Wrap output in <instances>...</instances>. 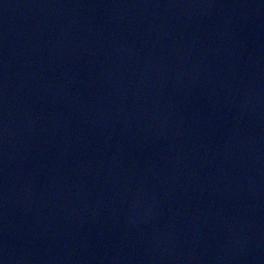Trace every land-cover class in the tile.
<instances>
[{
	"label": "water",
	"instance_id": "1",
	"mask_svg": "<svg viewBox=\"0 0 264 264\" xmlns=\"http://www.w3.org/2000/svg\"><path fill=\"white\" fill-rule=\"evenodd\" d=\"M0 264H264V0H0Z\"/></svg>",
	"mask_w": 264,
	"mask_h": 264
}]
</instances>
